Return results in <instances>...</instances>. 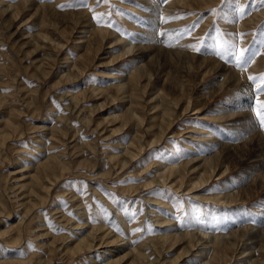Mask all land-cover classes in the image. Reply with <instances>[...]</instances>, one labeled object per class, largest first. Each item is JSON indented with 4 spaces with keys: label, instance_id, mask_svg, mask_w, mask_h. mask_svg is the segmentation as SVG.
<instances>
[{
    "label": "rangeland",
    "instance_id": "obj_1",
    "mask_svg": "<svg viewBox=\"0 0 264 264\" xmlns=\"http://www.w3.org/2000/svg\"><path fill=\"white\" fill-rule=\"evenodd\" d=\"M262 76L264 0H0V264H264Z\"/></svg>",
    "mask_w": 264,
    "mask_h": 264
},
{
    "label": "bare ground",
    "instance_id": "obj_2",
    "mask_svg": "<svg viewBox=\"0 0 264 264\" xmlns=\"http://www.w3.org/2000/svg\"><path fill=\"white\" fill-rule=\"evenodd\" d=\"M129 83H131L132 82V78H129ZM132 84V83H131ZM242 119V118H241ZM90 122V121H89ZM89 143V142H88ZM119 218V217H118ZM120 219V218H119ZM119 224V223H118ZM120 224H122L123 225V227H125V224H123V222H121V220H120ZM101 226H103V225H101ZM94 227V226H93ZM91 228V234H93V237H90V236H88V237H82V239L80 240V241H77L76 242V248H78V250H79V248H80V250H82V251H85L84 250V248L83 247H87V249H93L94 247H96L97 245H102L104 242H100V243H98L97 242V240L96 239H98L97 238V236L95 237V234H97V232L99 231H101V230H103V227H96V229L95 228ZM107 229H105V231H106ZM108 231V230H107ZM113 232H110V231H108L107 232V236L108 237H110V235L112 234ZM114 235H116L115 233H113ZM114 235H112L113 237H114ZM168 236H166V238H167ZM81 238V237H80ZM165 238V239H166ZM76 240V239H75ZM75 240L73 241V242H75ZM78 240V239H77ZM119 241H121V238L119 239V236L117 235L114 239H113V241H108L107 242V244H115V243H118ZM123 246L124 245H128L129 244V241H126L125 242V238H123ZM85 247V248H86ZM75 249V248H74ZM73 249V250H74ZM146 250V249H145ZM88 251V250H87ZM143 251V250H142ZM73 252V251H72ZM76 251H74V253H75ZM86 252V251H85ZM189 252V251H188ZM145 257V256H144ZM146 258V257H145ZM23 261V260H22ZM21 261V262H22ZM9 262V261H8ZM17 262V261H16ZM20 262V263H21ZM4 263H6V262H4ZM19 263V264H20ZM22 264V263H21ZM155 264V263H154Z\"/></svg>",
    "mask_w": 264,
    "mask_h": 264
},
{
    "label": "snow or ice",
    "instance_id": "obj_3",
    "mask_svg": "<svg viewBox=\"0 0 264 264\" xmlns=\"http://www.w3.org/2000/svg\"><path fill=\"white\" fill-rule=\"evenodd\" d=\"M242 59H243V51L241 50L239 53L235 55V63L239 65L242 62ZM249 79L254 80L255 78L249 77ZM261 80L264 81V76L261 77ZM259 91L264 92V87L259 88ZM258 107H259V111L256 112V115L259 118V122L261 126L264 127V102H260Z\"/></svg>",
    "mask_w": 264,
    "mask_h": 264
}]
</instances>
